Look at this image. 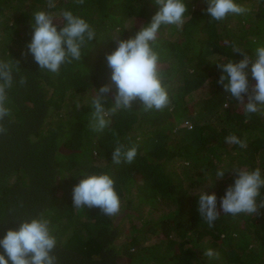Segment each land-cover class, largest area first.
I'll return each instance as SVG.
<instances>
[{"label": "trees", "instance_id": "16d2710c", "mask_svg": "<svg viewBox=\"0 0 264 264\" xmlns=\"http://www.w3.org/2000/svg\"><path fill=\"white\" fill-rule=\"evenodd\" d=\"M185 2L182 29L163 25L157 35L169 105L145 111L134 101L97 131L91 126L96 90L110 85L109 101L116 92L105 54L117 37L128 39L151 22L155 0H54L52 8L48 0H0V60L19 61L8 90L7 132L0 134V239L42 215L57 240V264H264V209L259 215L221 212L211 228L197 212L206 191L217 195L220 209L233 170L259 168L264 177V106L246 116L217 83L216 66L243 58L234 46L256 58L264 46V0H236L247 11L222 21L206 13L205 0ZM64 10L85 19L96 36L81 60L52 73L39 69L27 44L34 13L50 12L62 27ZM229 135L247 146L225 143ZM118 143L137 148L132 163L112 162ZM218 170L225 171L222 179ZM101 173L115 181L117 215L73 207L74 185ZM207 249L219 258L205 256Z\"/></svg>", "mask_w": 264, "mask_h": 264}, {"label": "clouds", "instance_id": "9594fccd", "mask_svg": "<svg viewBox=\"0 0 264 264\" xmlns=\"http://www.w3.org/2000/svg\"><path fill=\"white\" fill-rule=\"evenodd\" d=\"M85 0H75L83 4ZM158 11L147 25L140 26L134 36L128 39L114 40L115 49L105 54L107 67L111 70V81L116 87L113 98L109 101L108 93L111 86L105 84L96 90L92 99L94 112L91 126L102 131L108 127V118L120 110L131 109L134 101H139L145 111L163 110L169 103V93L163 85L160 71V56L157 35L163 25H175L182 29L185 14L188 13L185 0H155ZM206 13L216 21H222L230 14H243L246 8L236 0H205ZM49 8L55 7L54 0H48ZM56 17L46 11L34 13V23H31L33 33L27 44L30 53L39 69L59 73L63 64L82 59V48L95 39L94 28L83 18L74 15L70 10L62 12V24L54 23ZM243 58L238 62L228 61L216 63L221 75L217 81L228 95L243 105L246 116L255 114L264 106V46L255 50L253 60L239 47L233 48ZM249 65L252 84L249 80ZM19 61L0 60V134H6L4 121L11 115L7 107L8 90L13 87L14 68ZM26 78L21 77L19 83L26 84ZM111 102L110 107L105 103ZM224 107H228L225 103ZM225 143L236 144L245 148L246 142L235 135L225 137ZM137 155V148H126L118 143L112 152L114 164L132 163ZM234 182L229 185L220 197V209H217V195L208 191L202 192L198 198L197 212L211 228L221 212L233 216L246 213L259 215L264 209V199L261 189L264 188V177L259 168L255 170L235 169ZM224 170L216 172V179H222ZM72 189L73 207L81 209L99 208L106 216H114L121 211V200L115 190V181L107 173L83 176ZM56 237L52 234L50 221L44 216L23 220L18 229H9L0 239V264H57L54 250ZM210 259H218L219 253L207 249L204 253ZM7 257V259H6Z\"/></svg>", "mask_w": 264, "mask_h": 264}, {"label": "rangeland", "instance_id": "374dc122", "mask_svg": "<svg viewBox=\"0 0 264 264\" xmlns=\"http://www.w3.org/2000/svg\"><path fill=\"white\" fill-rule=\"evenodd\" d=\"M203 92H204V90H203V91H200V92H198L197 94L200 96L201 94H203ZM151 241H152V240H151ZM123 261H125V259H124Z\"/></svg>", "mask_w": 264, "mask_h": 264}]
</instances>
